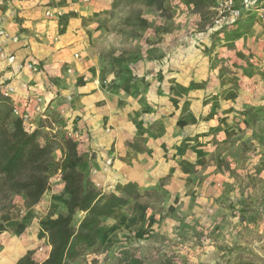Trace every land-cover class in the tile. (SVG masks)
<instances>
[{"label":"crops","instance_id":"1","mask_svg":"<svg viewBox=\"0 0 264 264\" xmlns=\"http://www.w3.org/2000/svg\"><path fill=\"white\" fill-rule=\"evenodd\" d=\"M76 2H79V6H76ZM177 2L165 0V8ZM109 3L110 0H90L89 4L76 0L73 5L70 0H3L0 3V25L10 34L4 40V46L8 53L16 56V60L10 64L0 59V83L5 80L6 85H15L19 106L31 115L37 126L43 115L53 112L61 115L66 132L79 137L75 140L85 162L78 167L84 172L93 171L90 183L109 182L116 175L119 189L129 181L136 182L144 197L145 191L157 183L159 176L171 174L165 186L171 194L170 202L183 206L185 211L193 205L199 212L217 210L220 213L219 209L223 208L225 202L231 204L233 211L234 207L244 210V214L253 208L258 209L256 213L245 214L242 220L235 218L227 226L222 224L223 219H217L216 216V220L208 225L222 224L213 233L214 238L226 239L230 246L231 241L239 240L264 257V149L251 155L253 160L249 164V172L259 181L255 178L253 182L245 184L242 198L237 190L229 192V188L227 195H224V188L213 179L203 181L196 177L194 180L189 167H186L189 162H193L197 169L204 168V154L215 152L218 156L223 152L218 142L229 140L226 127L235 124L232 116L236 112L227 114L226 118L218 115L232 111L230 105L233 103L222 102L225 104L221 108L216 103L221 101L220 95L230 93L231 87L204 83L210 75L208 61H213L219 52L232 63L252 64L254 60L263 63L264 50L261 52V48L264 45L261 47L260 38L253 34L254 29L261 26H254L250 32L239 31L244 30L241 26L223 32H211L213 7L210 8V21L205 23L191 1L185 0V4H181L182 9L177 8L181 14L184 12L185 17L180 19L182 23L176 27L181 30L177 28L179 32L194 30L195 38L185 34L181 39L185 43L178 47L181 52L177 55L170 52L167 55H144L135 65L138 79L131 85L126 83L128 92L124 94L121 85L112 80L114 75L107 76L99 67L98 55L91 48L92 38L81 36L82 29L77 28L81 15H97L109 8ZM47 4L65 8L64 15L58 20H49L44 12ZM261 23L263 25L264 21ZM226 32H241L244 36L232 44L224 37ZM164 35V46H173L175 42L169 43L171 34ZM14 36H17L18 41H13ZM263 36L264 32L261 34ZM79 38L80 41H77ZM161 46L162 51L167 50ZM250 47L257 49L256 54L249 50ZM75 54L79 55L78 59ZM249 57L251 61H244ZM30 61H36L42 71L36 73L28 68L27 63ZM159 63L161 66L157 68ZM103 76H107L109 83L102 82ZM155 78H160L162 88L155 85L158 83L154 82ZM23 83H28L31 88L24 89ZM191 83L195 85L191 86ZM247 89L259 90L257 85H250ZM39 92L43 94L41 103L35 99ZM209 96L211 98L208 101L204 100ZM120 100L122 103H119ZM263 102L258 101V104ZM57 153L61 154L62 159L67 157L60 150ZM110 158L112 165L105 170L106 160ZM257 161L260 163L258 170L252 166ZM95 169L97 171L94 172ZM61 188L64 191L63 180ZM21 197V204L25 208V198ZM260 223L261 228H256ZM6 233L0 235V245H3L0 248V264H16L29 250H33L31 242L35 241L30 239L29 243L15 241L16 245L10 244L6 240ZM38 233L39 229L34 234L36 243L41 241L45 244L40 249L45 257L38 260L43 261L48 257L51 246L47 239H39ZM218 243L207 244L201 256L193 260L199 264H258L238 253L221 252ZM260 262L264 264V260Z\"/></svg>","mask_w":264,"mask_h":264},{"label":"rangeland","instance_id":"2","mask_svg":"<svg viewBox=\"0 0 264 264\" xmlns=\"http://www.w3.org/2000/svg\"><path fill=\"white\" fill-rule=\"evenodd\" d=\"M75 1L70 0V4H75ZM178 1L176 4H171L168 9L166 8L167 12H161L156 7L147 6L139 2L133 3L131 0H110L108 4L109 8L102 10L101 13L91 16H80V22L76 26L82 29L81 36H90L92 38L91 48L93 53L98 55L99 67L106 72L107 76L114 75L112 80L121 85L123 88L121 91L124 94L128 92L125 88L126 83L127 85L130 83L131 85V83L133 84L138 79L135 65L138 60L144 58V55H164L167 52L177 55L181 52L178 47L185 43L184 40H181L185 37V34L190 38H195L196 32L194 30L179 32L180 29L176 27L182 23L180 19H184L185 17L184 12L181 14L177 9H182L181 4H185V0ZM89 2L83 3L89 4ZM114 3H118V5L114 6ZM76 4V6H79V2H76ZM49 5H45L44 9L46 18H48L46 15L48 9L54 8L56 10L59 8ZM62 11L64 15L65 8ZM190 14L191 11L188 15ZM211 15L210 10L206 15L202 16V21L209 23ZM48 19L58 20L60 17ZM143 19L149 20V24H145ZM249 23L250 26L247 29L239 31L250 32L254 26H261L260 28H255L253 34L260 38L259 42L262 47L264 45V36L261 37V34L263 35L264 32V24L262 25L261 22L255 21ZM249 23L243 24L249 25ZM167 33L171 34L172 38L169 43L175 42L173 46H169V44L164 46L163 44L166 42L163 41V39H166L164 38V34ZM227 33H225V38ZM242 36L244 35L239 32L238 38ZM77 41H80V38ZM153 44L159 45L150 48L149 46ZM161 44L164 48H167L166 51H162ZM175 45H177V48ZM192 48L196 49L195 47ZM250 49L252 50L251 52L254 51L256 54L257 49L253 50L252 47ZM261 49L262 52L264 47ZM219 55L220 53L218 52L213 61H208L210 75L205 78L204 83H213V85L219 87H231L230 93L220 95L222 97L221 101L216 103L218 108H221L225 104L222 102L233 103V105H230V110L232 111L226 110L225 112L229 113L222 112L218 115L226 118L228 117L227 114L236 112L232 116L234 117L233 123L235 124H232L228 128L226 127L229 140L217 141L223 152L218 156L214 154L215 152L204 154L202 162L204 168H199L200 170L197 169L196 164L193 162H189L186 167H189L190 171L191 169L194 170L192 172L189 171L194 180H196V177L203 181L213 179L224 188V195H227V189L229 188V192H233V189L237 190L241 195L240 198H242L244 197L245 184L253 182L255 178L259 181V178L249 172V164L253 160L251 155L257 154L258 150L264 149V62L260 63V61L254 60L252 64L239 63L238 61L232 63L225 56ZM76 59L78 58L76 57ZM246 60L251 61L252 58H245L244 61ZM34 62L36 63V61ZM159 66H161L160 63L157 68ZM107 76L102 77V82L109 83ZM49 80L52 82L51 79ZM154 82H158L155 85L162 88L160 78H155ZM5 85V80L0 83V91ZM193 85L195 83H191V86ZM250 85H257L259 90L255 89L251 91L247 89ZM242 86L243 89H241ZM168 96L170 95L168 94ZM177 96L180 97L179 94ZM209 98L211 97L204 98V100L208 101ZM258 101H262L263 104H258ZM119 103H122V101L120 100ZM250 109L252 110L248 114L246 111ZM252 139L256 141H252ZM212 143L210 142V144ZM208 148L210 149V147ZM60 155L59 153H55L56 163L59 164L64 163L66 159H62ZM211 162H214V166L211 165ZM252 166L257 167L256 169L258 170L260 166L259 161H257L255 166ZM58 173L61 175L58 176ZM85 174L87 180L90 182L93 171L90 169ZM170 175L159 176L157 183L145 191V195L140 201L132 202L126 207L115 210L111 219L107 220L100 229L103 236L100 250L96 253L85 254L76 263L199 264L193 259L199 258L201 252L206 249L207 244L210 242H219L218 245L221 252L231 251L232 253H238L239 256L244 255L250 258L252 262L258 264L264 260V257L259 255L258 251L252 247L244 246L239 240L237 242L231 241L232 245L230 246L227 244L226 239L213 237V233L220 225L227 226L235 218L236 220H242L245 214H249L250 212L256 213L258 209L253 208L250 212L245 211L244 214V210L242 211L240 208L234 207L235 211H233L231 204L225 202L223 208L219 209L220 213L217 210L215 212L208 210L199 212L193 205L189 206L188 212H186L187 210H183V206H179V204L173 205L171 204L173 201L170 202L171 194L165 187L170 181ZM115 177L116 175L109 182L108 180L104 183L99 182V188L105 192L118 191L120 184L117 183L118 179ZM50 181L51 189L48 195L45 196L38 206L36 205L30 210H27L21 204V196L15 197L16 207L12 211V224L16 226L23 223L27 227L21 235H16L14 231L6 233V240L10 244L16 245L17 242L22 241H28L29 243L30 239L34 240L35 242H31V245L33 244V257L37 260L44 259L45 253L40 249H43L45 244L41 241L36 243L34 234L37 232V229L40 230L43 220L56 217L59 213L65 212L67 206L66 195L61 188L62 170L53 169L50 173ZM91 183L96 186L98 184L95 182ZM50 192L52 193L50 194ZM222 203L224 204V202ZM214 216L217 219H223V223L216 222L215 226L213 224L208 225V223L216 220ZM80 217L81 215L78 216V218ZM230 217L232 219H229ZM258 217L260 220L262 219L261 215H258ZM255 227L261 228V223ZM2 246L0 245V248ZM217 264L221 263L217 262Z\"/></svg>","mask_w":264,"mask_h":264},{"label":"trees","instance_id":"3","mask_svg":"<svg viewBox=\"0 0 264 264\" xmlns=\"http://www.w3.org/2000/svg\"><path fill=\"white\" fill-rule=\"evenodd\" d=\"M190 1L202 16L214 7V0ZM131 2L167 12L165 0ZM144 22L148 24V21ZM249 26L250 23L241 24L244 29ZM230 33L226 34L229 43L239 37V33ZM63 122L60 114L54 112L42 117L36 129L28 131L23 120L14 116L11 100L0 91V235L10 231L21 235L26 230L23 223L12 224L15 197L25 198L27 210L34 208L51 189L50 173L53 169L62 170L67 197L66 211L41 223L38 238L47 239L51 246L48 257L38 261L33 257L34 251L29 250L16 264H75L85 254L98 252L103 242L100 229L113 212L143 197L136 182L129 181L118 191L111 192L91 184L78 167L85 162L84 156L79 153L77 141L68 137L61 127ZM59 150L67 156L61 164L56 163L55 158Z\"/></svg>","mask_w":264,"mask_h":264},{"label":"built area","instance_id":"4","mask_svg":"<svg viewBox=\"0 0 264 264\" xmlns=\"http://www.w3.org/2000/svg\"><path fill=\"white\" fill-rule=\"evenodd\" d=\"M3 0H0V3ZM78 1V0H77ZM83 2H89L90 0H82ZM214 17L212 20L211 32H223L225 29H234L236 27H240L241 24L247 22H263L264 21V0H214ZM46 15L50 19H56L63 15L62 9H48L46 11ZM9 32L0 25V59L6 60L8 63L13 64L16 60V56L14 54H10L6 51L4 46V40L9 38ZM13 41H18L17 36H14ZM75 57H79L78 54H75ZM27 67L32 69L34 72H41V68L34 61H30L27 63ZM22 87L26 90L31 88V85L28 83H23ZM1 93L4 97L11 100L13 103V114L16 117H20L23 120L24 126L28 131H33L36 129L37 125L35 120L31 117L29 113L22 110L19 106V100L16 98L17 89L14 84H7L2 90ZM36 101L41 103L43 100V94L39 92L36 96ZM71 97L68 96V100ZM47 115H43L42 117H46ZM61 116V115H60ZM41 117V118H42ZM64 131L66 132L64 122L62 126ZM58 129V127H55ZM67 136L70 138H79L75 137L72 133H67ZM77 141V140H75ZM112 165V159H108L106 161V168L108 170ZM99 187L100 184L98 183Z\"/></svg>","mask_w":264,"mask_h":264}]
</instances>
